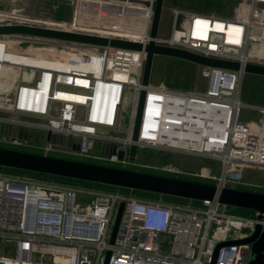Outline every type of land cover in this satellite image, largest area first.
<instances>
[{
	"label": "built area",
	"instance_id": "1",
	"mask_svg": "<svg viewBox=\"0 0 264 264\" xmlns=\"http://www.w3.org/2000/svg\"><path fill=\"white\" fill-rule=\"evenodd\" d=\"M154 2L73 0L75 15L63 25L31 18H0V23L43 25L145 45ZM244 7L232 18L174 8L171 31L160 34L157 42L242 65H264V57L249 54L252 43L264 45V0H249ZM9 39L42 49L50 63L18 65L16 89L3 96V112L9 115L0 114V123L23 126L40 139L0 137V147L192 175L171 164L139 162L143 148L181 152L221 161V176L203 177L218 188L247 184L242 180L246 167L264 171V104L242 100L243 70L201 66L207 79L202 90L143 85L144 50L30 36L0 38ZM1 64L6 63L0 60V74ZM141 90L146 94L132 158L128 149ZM245 109L259 118L243 119ZM124 110L128 123L122 126ZM48 131L72 137L79 149L55 147L46 140ZM90 138L121 143L124 157L92 152ZM121 202L124 209L111 242ZM258 224L264 229V212L242 214L216 200L194 205L0 169V264H248L251 243L215 250L222 242L247 238Z\"/></svg>",
	"mask_w": 264,
	"mask_h": 264
},
{
	"label": "water",
	"instance_id": "2",
	"mask_svg": "<svg viewBox=\"0 0 264 264\" xmlns=\"http://www.w3.org/2000/svg\"><path fill=\"white\" fill-rule=\"evenodd\" d=\"M164 1L155 0L154 2L150 39L145 45L130 40L109 39L95 34L18 22L0 23V38L6 36H30L79 44L110 45L118 48L144 50L146 58L142 78L143 85L150 83L154 61L157 56L180 59L200 66L223 68L232 71L243 70L247 74L264 76V65L262 64L249 62L242 65L239 61L208 57L190 50L157 42V38L160 35L159 28ZM145 94L146 91L141 90L132 131L133 142L128 149V153L132 158L136 157L138 150L136 141L139 137ZM25 132L26 130L23 126L0 123V137L23 141ZM45 137L47 141L58 148L77 150L80 147L79 142L74 141L68 135L48 131ZM88 146L89 148L96 146L102 155L117 154L120 158H123L125 155V148L119 142L90 138ZM0 166L200 201L207 199L216 200L219 203L264 212V193L255 190L231 187L218 188L215 184L208 182L60 158L5 147H0ZM123 209L124 202H121L113 226L111 242L114 241ZM241 242L251 243L248 264H264V229L261 224H258L250 236L245 239L218 244L215 254H217L223 245ZM109 254L108 252L107 259Z\"/></svg>",
	"mask_w": 264,
	"mask_h": 264
},
{
	"label": "rangeland",
	"instance_id": "3",
	"mask_svg": "<svg viewBox=\"0 0 264 264\" xmlns=\"http://www.w3.org/2000/svg\"><path fill=\"white\" fill-rule=\"evenodd\" d=\"M249 0H165L163 12L160 22L159 34L168 35L173 25V9L179 8L186 11L215 14L222 17L232 18L241 14L245 9V4ZM18 13L20 19L31 18L34 20L50 21V23L62 24L63 21H69L74 17L73 0H0V18L9 19L13 13ZM246 13V11H245ZM63 25V24H62ZM3 48H6L4 51ZM37 50L40 48L33 47L29 43L16 41L13 39L0 40V60L10 62L7 71L1 72L0 78H4L6 84H9V76L18 73L20 67L14 63L25 61V57L18 54V50ZM21 56V58H11V56ZM250 55H261L264 57V45L261 43H252L249 47ZM6 58L5 60H3ZM36 63L41 60L32 59ZM14 61V62H13ZM2 67V66H1ZM201 66L193 63L157 56L154 61L150 83L152 85H160L165 83L173 88L202 90L207 82L201 72ZM31 72V69H26ZM3 75V76H2ZM241 98L245 102L254 104H264V76L252 75L244 73L241 79ZM128 110H124V120L122 126L128 123ZM9 113H2V115ZM28 121H36L32 117L22 116ZM254 118L259 116L250 110L245 109L243 119ZM101 133L111 134L113 132L100 131ZM113 134H122L116 132ZM92 152H97L96 146ZM139 162L148 165H164L171 164L174 168L181 170L187 174L198 177L221 176L222 163L207 157H197L181 152L161 151L154 148L139 149ZM242 180L249 185L264 186V171L246 167L242 174ZM50 260V257L45 258Z\"/></svg>",
	"mask_w": 264,
	"mask_h": 264
},
{
	"label": "trees",
	"instance_id": "4",
	"mask_svg": "<svg viewBox=\"0 0 264 264\" xmlns=\"http://www.w3.org/2000/svg\"><path fill=\"white\" fill-rule=\"evenodd\" d=\"M86 162H89V161H86ZM0 169L10 171V172L19 173V174H26V175L33 176L36 178L52 179V180H55L58 182L66 183V184H79V185L92 186V187L101 188V189L117 190V191H121L124 193H133V194H136L139 196H144V197H152V198L162 197L167 201H175V202H182V203L191 202L194 205H198L201 203L200 200H196V199H188V198H183V197L158 194V193H153V192H148V191H143V190L130 189V188H125V187H120V186H115V185L78 180V179L56 176V175H51V174H42V173H38V172L26 171V170H21V169H16V168H9V167L0 166ZM134 170H136V169L134 168ZM139 170L144 171V172L173 176V177H179V178L189 179V180H194V181L214 183L211 179L198 177V176H194V175H185V174L176 175V174H172V173H169L166 171L156 170V169H152V168H140ZM237 188L247 189V190H255V191H259V192L264 193V186L240 184L237 186ZM235 211L238 213H242V214H248L252 211V209L235 207Z\"/></svg>",
	"mask_w": 264,
	"mask_h": 264
},
{
	"label": "bare ground",
	"instance_id": "5",
	"mask_svg": "<svg viewBox=\"0 0 264 264\" xmlns=\"http://www.w3.org/2000/svg\"><path fill=\"white\" fill-rule=\"evenodd\" d=\"M13 15V14H12ZM16 17V16H15ZM12 17L10 16L9 18H12V19H18L17 17ZM22 20V19H20ZM34 20V19H33ZM34 21H42V22H46L44 20H34ZM217 27H221L219 25V23H217ZM4 49V48H3ZM6 50V48L4 49V51ZM4 51H1L0 53H4ZM0 54V55H2ZM18 54H21V56H24L25 57V61H20V62H16L14 63L15 65H39V66H45L47 64H49V60H48V57L50 55H47L46 53H44L43 51H37V50H22V49H19L18 50ZM3 56V55H2ZM21 56H15V54H13V56H11V58H21ZM6 58H4L3 60H5ZM32 59H38V60H41L42 62L41 63H36L34 62ZM14 62V61H13ZM6 63V62H5ZM8 64H12V61L10 59V62H9V59H8V62H7V65L6 64H1V66H3V72H6L7 71V66Z\"/></svg>",
	"mask_w": 264,
	"mask_h": 264
},
{
	"label": "crops",
	"instance_id": "6",
	"mask_svg": "<svg viewBox=\"0 0 264 264\" xmlns=\"http://www.w3.org/2000/svg\"><path fill=\"white\" fill-rule=\"evenodd\" d=\"M15 16L18 19H20L19 17L21 15L15 12V13H13L12 17H15ZM9 78H10L9 84L5 83V81L3 80L4 79L3 77H2V79L0 78V114L3 113V109L6 108V104L4 103L3 96L5 94H8V93H13L16 89V86L18 84V73H15V74L9 76ZM40 136L41 135H39L38 133L35 134L32 132H25V134H24V138L30 139L32 141L39 140ZM94 148H95V146L92 147L91 149L93 150ZM96 149H97V147H96Z\"/></svg>",
	"mask_w": 264,
	"mask_h": 264
}]
</instances>
